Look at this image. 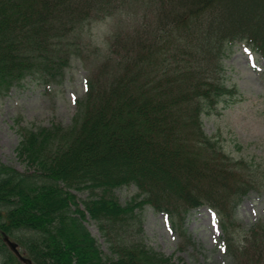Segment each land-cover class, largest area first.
<instances>
[{
  "label": "trees",
  "instance_id": "trees-1",
  "mask_svg": "<svg viewBox=\"0 0 264 264\" xmlns=\"http://www.w3.org/2000/svg\"><path fill=\"white\" fill-rule=\"evenodd\" d=\"M106 19V45L92 50L85 27ZM237 42L264 57V0H0V93L29 75L53 81L74 56L89 68L71 124H18L26 170L0 160V264H25L4 234L35 264H182L140 237L141 212L164 213L183 248L204 205L230 264H264V223L236 219L264 170L203 124L235 93L224 60ZM131 185L123 203L116 189Z\"/></svg>",
  "mask_w": 264,
  "mask_h": 264
},
{
  "label": "rangeland",
  "instance_id": "rangeland-1",
  "mask_svg": "<svg viewBox=\"0 0 264 264\" xmlns=\"http://www.w3.org/2000/svg\"><path fill=\"white\" fill-rule=\"evenodd\" d=\"M112 19L87 25L85 36L94 44L104 47L112 30ZM249 46V45H248ZM244 42L232 45L224 60L226 84L235 89L210 114L203 115L204 129L217 135L224 149L231 155L245 157L264 170V57ZM103 50V49H102ZM95 58V71L99 73L102 62ZM86 64V63H85ZM87 65V64H86ZM86 68L82 58L74 56L63 74L46 82L39 76L29 75L9 91L0 93V160L26 170L16 154L21 136L20 125H51L53 122L71 124L77 111V99L85 94ZM19 121V123H18ZM136 187L122 186L116 194L125 203L136 193ZM79 198H86L88 191H76ZM143 231L140 237L148 245L166 253L181 256L182 264H230L222 246V229L213 209L204 205L193 209L186 218L187 235L192 243L181 248V237L171 228L164 213L146 206L141 212ZM236 219L242 229L258 222L264 223V188L251 190L239 203ZM105 252L108 243L101 236L96 224L88 222ZM188 243L187 240L184 241Z\"/></svg>",
  "mask_w": 264,
  "mask_h": 264
},
{
  "label": "water",
  "instance_id": "water-1",
  "mask_svg": "<svg viewBox=\"0 0 264 264\" xmlns=\"http://www.w3.org/2000/svg\"><path fill=\"white\" fill-rule=\"evenodd\" d=\"M4 240L10 247V249L25 263V264H35L31 258L22 254L18 243L10 238L8 234H4Z\"/></svg>",
  "mask_w": 264,
  "mask_h": 264
}]
</instances>
